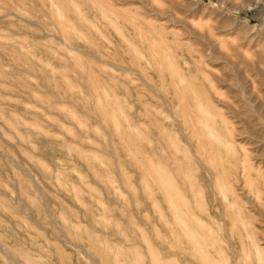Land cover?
<instances>
[{
  "label": "rangeland",
  "instance_id": "1",
  "mask_svg": "<svg viewBox=\"0 0 264 264\" xmlns=\"http://www.w3.org/2000/svg\"><path fill=\"white\" fill-rule=\"evenodd\" d=\"M231 263L264 264V0H0V264Z\"/></svg>",
  "mask_w": 264,
  "mask_h": 264
},
{
  "label": "bare ground",
  "instance_id": "2",
  "mask_svg": "<svg viewBox=\"0 0 264 264\" xmlns=\"http://www.w3.org/2000/svg\"><path fill=\"white\" fill-rule=\"evenodd\" d=\"M200 121V120H199ZM213 174H214V172H213ZM216 175V174H215ZM216 177V176H215ZM209 179H210V177H209ZM214 181V180H213ZM215 182V181H214ZM213 182V183H214ZM217 183V182H216ZM211 184V183H210ZM252 184V183H251ZM217 187H218V190L219 191H221L222 190V188H221V185L220 184H218L217 183V185H216ZM221 195V194H220ZM221 198V197H220ZM223 198V197H222ZM221 200V202H222V199H220ZM227 208H228V206H227ZM223 211H221V213H222ZM221 215V214H220ZM222 215H223V213H222ZM222 217V216H221ZM224 217V216H223ZM224 219V218H223ZM218 222V221H217ZM220 222V221H219ZM222 224V223H221ZM214 233V232H213ZM257 256H258V260H259V253L257 252ZM228 261V260H227ZM234 261V260H233ZM234 263V262H233ZM232 264V263H231Z\"/></svg>",
  "mask_w": 264,
  "mask_h": 264
}]
</instances>
